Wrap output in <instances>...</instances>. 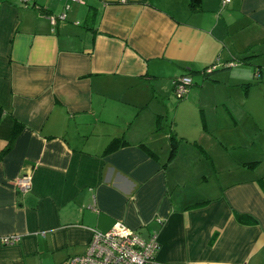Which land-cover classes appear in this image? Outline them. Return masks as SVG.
<instances>
[{
	"label": "crops",
	"instance_id": "obj_1",
	"mask_svg": "<svg viewBox=\"0 0 264 264\" xmlns=\"http://www.w3.org/2000/svg\"><path fill=\"white\" fill-rule=\"evenodd\" d=\"M29 3L0 0V264L116 222L161 262L264 264V0Z\"/></svg>",
	"mask_w": 264,
	"mask_h": 264
},
{
	"label": "built area",
	"instance_id": "obj_2",
	"mask_svg": "<svg viewBox=\"0 0 264 264\" xmlns=\"http://www.w3.org/2000/svg\"><path fill=\"white\" fill-rule=\"evenodd\" d=\"M27 6L29 0H19ZM64 18V16H62ZM219 63L205 68L204 73L212 72ZM192 79L189 75L176 78L173 92L177 98L187 95ZM19 191L31 189V175L25 173L16 179ZM19 239L16 235L1 238L4 244H13ZM158 243L156 236L140 237L134 230L122 222H116L106 232L93 231L91 239L82 255L69 257L65 264H179L161 262L156 258Z\"/></svg>",
	"mask_w": 264,
	"mask_h": 264
},
{
	"label": "trees",
	"instance_id": "obj_3",
	"mask_svg": "<svg viewBox=\"0 0 264 264\" xmlns=\"http://www.w3.org/2000/svg\"><path fill=\"white\" fill-rule=\"evenodd\" d=\"M195 3L196 0H192V3ZM0 112H1V108H0ZM238 219H240L241 221H245L247 220L250 223H255V220L253 218H251L250 216H246V215H237Z\"/></svg>",
	"mask_w": 264,
	"mask_h": 264
}]
</instances>
